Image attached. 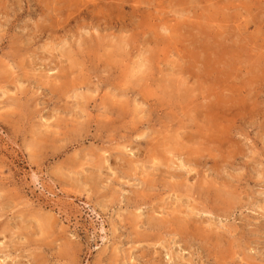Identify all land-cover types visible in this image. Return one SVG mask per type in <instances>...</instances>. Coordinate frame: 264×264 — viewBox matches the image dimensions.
Wrapping results in <instances>:
<instances>
[{
    "label": "rangeland",
    "instance_id": "1",
    "mask_svg": "<svg viewBox=\"0 0 264 264\" xmlns=\"http://www.w3.org/2000/svg\"><path fill=\"white\" fill-rule=\"evenodd\" d=\"M0 264H264V0H0Z\"/></svg>",
    "mask_w": 264,
    "mask_h": 264
},
{
    "label": "bare ground",
    "instance_id": "2",
    "mask_svg": "<svg viewBox=\"0 0 264 264\" xmlns=\"http://www.w3.org/2000/svg\"><path fill=\"white\" fill-rule=\"evenodd\" d=\"M207 66V65H206ZM40 136V135H39ZM182 224V223H181ZM185 225V224H184ZM182 226V229H183V225H181ZM186 227V226H185ZM178 229V228H177ZM185 232H186V229H185ZM192 234H194V233H192ZM188 235V234H187ZM191 235V234H190Z\"/></svg>",
    "mask_w": 264,
    "mask_h": 264
}]
</instances>
